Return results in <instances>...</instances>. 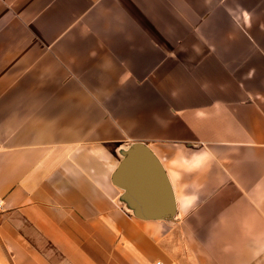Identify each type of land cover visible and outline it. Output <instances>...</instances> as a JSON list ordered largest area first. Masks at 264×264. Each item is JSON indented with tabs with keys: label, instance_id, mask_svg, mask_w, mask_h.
I'll return each mask as SVG.
<instances>
[{
	"label": "crops",
	"instance_id": "crops-1",
	"mask_svg": "<svg viewBox=\"0 0 264 264\" xmlns=\"http://www.w3.org/2000/svg\"><path fill=\"white\" fill-rule=\"evenodd\" d=\"M0 200V264H264V0H0Z\"/></svg>",
	"mask_w": 264,
	"mask_h": 264
},
{
	"label": "water",
	"instance_id": "water-1",
	"mask_svg": "<svg viewBox=\"0 0 264 264\" xmlns=\"http://www.w3.org/2000/svg\"><path fill=\"white\" fill-rule=\"evenodd\" d=\"M126 162H140L143 161L145 163L149 162L150 164H153L159 172V168L157 165L156 160L154 157L150 154V152L145 148L143 143L137 142L133 144V148L127 153V156L125 158ZM121 187L126 189L127 194L131 193V187L127 184H121Z\"/></svg>",
	"mask_w": 264,
	"mask_h": 264
},
{
	"label": "built area",
	"instance_id": "built-area-1",
	"mask_svg": "<svg viewBox=\"0 0 264 264\" xmlns=\"http://www.w3.org/2000/svg\"><path fill=\"white\" fill-rule=\"evenodd\" d=\"M0 202H1V200H0ZM152 264H162V262H160L159 260H155L152 262Z\"/></svg>",
	"mask_w": 264,
	"mask_h": 264
}]
</instances>
